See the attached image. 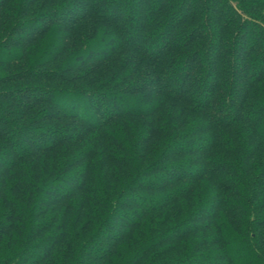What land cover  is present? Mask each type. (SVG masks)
Here are the masks:
<instances>
[{
    "label": "trees",
    "instance_id": "1",
    "mask_svg": "<svg viewBox=\"0 0 264 264\" xmlns=\"http://www.w3.org/2000/svg\"><path fill=\"white\" fill-rule=\"evenodd\" d=\"M0 264H264V0H0Z\"/></svg>",
    "mask_w": 264,
    "mask_h": 264
}]
</instances>
